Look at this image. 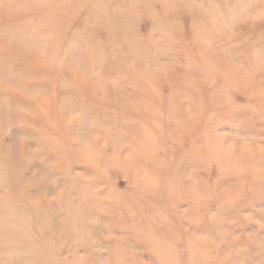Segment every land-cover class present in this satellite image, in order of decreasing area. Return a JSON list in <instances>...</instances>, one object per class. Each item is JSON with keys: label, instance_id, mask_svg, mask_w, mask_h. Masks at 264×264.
Segmentation results:
<instances>
[{"label": "rangeland", "instance_id": "obj_1", "mask_svg": "<svg viewBox=\"0 0 264 264\" xmlns=\"http://www.w3.org/2000/svg\"><path fill=\"white\" fill-rule=\"evenodd\" d=\"M0 264H264V0H0Z\"/></svg>", "mask_w": 264, "mask_h": 264}]
</instances>
